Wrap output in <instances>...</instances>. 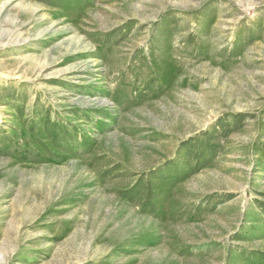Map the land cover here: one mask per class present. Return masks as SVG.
<instances>
[{
	"label": "rangeland",
	"instance_id": "1",
	"mask_svg": "<svg viewBox=\"0 0 264 264\" xmlns=\"http://www.w3.org/2000/svg\"><path fill=\"white\" fill-rule=\"evenodd\" d=\"M257 263L264 0H0V264Z\"/></svg>",
	"mask_w": 264,
	"mask_h": 264
},
{
	"label": "trees",
	"instance_id": "2",
	"mask_svg": "<svg viewBox=\"0 0 264 264\" xmlns=\"http://www.w3.org/2000/svg\"><path fill=\"white\" fill-rule=\"evenodd\" d=\"M205 154L211 155V152L208 149L202 150L199 158H195L194 165L190 168L189 173H195L205 162ZM258 264V263H257Z\"/></svg>",
	"mask_w": 264,
	"mask_h": 264
}]
</instances>
